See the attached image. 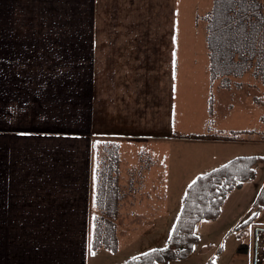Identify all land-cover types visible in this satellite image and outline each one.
<instances>
[{"label": "crops", "instance_id": "obj_1", "mask_svg": "<svg viewBox=\"0 0 264 264\" xmlns=\"http://www.w3.org/2000/svg\"><path fill=\"white\" fill-rule=\"evenodd\" d=\"M0 2V264H123L165 248L174 221L164 146L175 121L157 76L204 52L205 24L184 36L172 0H12L10 20ZM97 139L119 146L115 253L91 250ZM203 223L192 255L211 262Z\"/></svg>", "mask_w": 264, "mask_h": 264}, {"label": "rangeland", "instance_id": "obj_2", "mask_svg": "<svg viewBox=\"0 0 264 264\" xmlns=\"http://www.w3.org/2000/svg\"><path fill=\"white\" fill-rule=\"evenodd\" d=\"M8 1L10 3V11H8L10 20L12 0ZM161 1L157 0V2ZM172 3L173 5L175 3L171 11L172 21H178L183 28H187L184 36H191V30H194L193 33L197 35L203 33L205 23L202 20V15L204 16L211 8L212 0H172ZM26 14L28 16L25 19L28 18L30 23L34 22L35 24L36 15L32 17L30 13ZM150 14L151 12L145 16L149 19ZM5 15V8L2 6L0 22L4 23ZM144 19L141 17V20ZM44 29V32L52 31V28L49 27ZM28 30V32L35 31L31 27ZM53 32L58 33L59 31L53 30ZM203 45L204 52H206L205 42ZM189 47L194 48L195 52V46L189 45ZM204 52L201 50L197 56L195 52L193 57L181 60L184 70L179 69L177 74L157 76L158 83L161 81L167 83V85L165 84L167 86L165 93L169 103L172 98L175 121H173L174 126L171 130L173 137L164 146L167 149L165 155V186L168 185L165 203L167 221L172 219L175 222L184 189L199 175L235 157L257 156L264 159V139H260L257 135H245L238 140H220L209 136L238 130L264 131V125L259 121L264 112V105H255L253 100L256 97L264 103V89L248 76L242 80H234L230 90L219 87V82L211 83L206 68L207 55H203ZM179 65L180 60H178ZM240 83L241 87H236ZM170 84L172 93L168 91ZM170 115L171 113L168 116L170 117ZM167 125L168 130L170 125ZM200 135L206 136L202 138L199 137ZM255 172L256 177L253 181L240 184L241 187L235 188L228 195L222 208L220 220L217 223L204 222L202 225L208 226V229L211 230V232L200 233L202 243L216 244L215 252L207 253L209 257L213 253L216 254L215 258H210L211 262H201L197 253H194L185 260H174L166 264H253L255 232L257 230H259L256 234L257 258L260 259V264H264V246H261L262 243L260 244V239L264 237V207L259 210L255 205L256 195L264 184V162H260L255 167ZM242 215L244 217L240 221L248 222H245L248 224L245 229L243 226L235 230L233 228L232 232H229V226ZM220 248L222 250L218 253ZM101 263L99 262V264ZM103 264H107V262ZM257 264H259L258 260Z\"/></svg>", "mask_w": 264, "mask_h": 264}, {"label": "trees", "instance_id": "obj_3", "mask_svg": "<svg viewBox=\"0 0 264 264\" xmlns=\"http://www.w3.org/2000/svg\"><path fill=\"white\" fill-rule=\"evenodd\" d=\"M202 20L205 23L210 82H219V87L230 90L234 80L248 76L264 89V0H212V7ZM240 85L236 87L240 88ZM253 100L255 105H264L259 98ZM259 121L264 125V112ZM249 134L264 139V131L255 130L209 136L238 140ZM96 144L94 199L98 214L93 219L91 250L95 252L103 248L115 253L118 247L116 221L122 196L118 185L119 146L100 139ZM260 162L264 159L257 156L235 157L196 177L184 189L168 245L147 251L123 264H163L189 258L199 241L196 226L200 222L216 221L228 195L239 184L255 179V167ZM255 205L259 210L264 207V184L256 195ZM246 223L243 226H247ZM260 244L264 246V237ZM257 260L260 264V259Z\"/></svg>", "mask_w": 264, "mask_h": 264}, {"label": "water", "instance_id": "obj_4", "mask_svg": "<svg viewBox=\"0 0 264 264\" xmlns=\"http://www.w3.org/2000/svg\"><path fill=\"white\" fill-rule=\"evenodd\" d=\"M259 232V230H257L255 232V247H254V260H253V264H257V233Z\"/></svg>", "mask_w": 264, "mask_h": 264}]
</instances>
